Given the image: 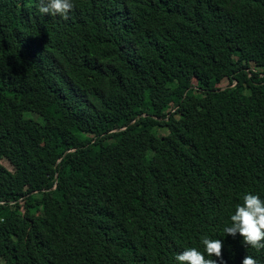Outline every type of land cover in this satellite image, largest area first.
<instances>
[{
  "label": "trees",
  "instance_id": "16d2710c",
  "mask_svg": "<svg viewBox=\"0 0 264 264\" xmlns=\"http://www.w3.org/2000/svg\"><path fill=\"white\" fill-rule=\"evenodd\" d=\"M40 4L0 0V264H264L223 232L264 199V0Z\"/></svg>",
  "mask_w": 264,
  "mask_h": 264
},
{
  "label": "clouds",
  "instance_id": "9594fccd",
  "mask_svg": "<svg viewBox=\"0 0 264 264\" xmlns=\"http://www.w3.org/2000/svg\"><path fill=\"white\" fill-rule=\"evenodd\" d=\"M73 7V0H41L39 12L46 15H60L67 19ZM230 221V226L223 228L224 234L233 237L239 234L246 247L264 249V199L257 194L246 193L242 197V203L236 205ZM201 243L204 246L203 252L195 247H189L178 253L175 256L178 264H217V260L208 259L205 254L208 257L215 256L223 259V244L220 239L204 236L201 237ZM242 264H258V262L253 256L246 255Z\"/></svg>",
  "mask_w": 264,
  "mask_h": 264
},
{
  "label": "rangeland",
  "instance_id": "374dc122",
  "mask_svg": "<svg viewBox=\"0 0 264 264\" xmlns=\"http://www.w3.org/2000/svg\"><path fill=\"white\" fill-rule=\"evenodd\" d=\"M224 86H226L228 83L227 81L223 82L222 83ZM4 163L7 165V166H10L8 162L4 161ZM37 214V213H36ZM36 214H34L36 216Z\"/></svg>",
  "mask_w": 264,
  "mask_h": 264
}]
</instances>
